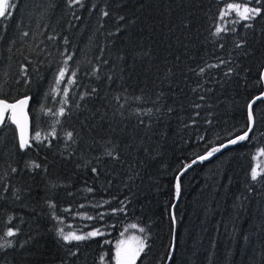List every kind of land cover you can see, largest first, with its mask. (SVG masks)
I'll list each match as a JSON object with an SVG mask.
<instances>
[{
	"label": "trees",
	"instance_id": "obj_1",
	"mask_svg": "<svg viewBox=\"0 0 264 264\" xmlns=\"http://www.w3.org/2000/svg\"><path fill=\"white\" fill-rule=\"evenodd\" d=\"M242 2L10 0L0 98L31 96L32 135L21 150L16 126L0 129V238L20 230L0 264H115L133 224L149 245L136 264H167L174 235L169 264H264V171L251 178L264 101L248 139L187 169L178 203L174 189L182 163L246 131L247 105L264 91V21L246 29L225 14ZM59 228L102 235L65 243Z\"/></svg>",
	"mask_w": 264,
	"mask_h": 264
},
{
	"label": "snow or ice",
	"instance_id": "obj_2",
	"mask_svg": "<svg viewBox=\"0 0 264 264\" xmlns=\"http://www.w3.org/2000/svg\"><path fill=\"white\" fill-rule=\"evenodd\" d=\"M70 4H80L82 5V0H69ZM10 7H14V5L9 3V0H0V17H5L6 13L8 12ZM227 10L234 11L236 15L239 17L238 20H234L233 23H239L240 21H244L243 27L246 29H252L255 26V23L258 20L264 21V0H243L242 3H232L227 5ZM109 13L104 12L103 15L107 16ZM121 20L124 19V17H120ZM228 29H221L217 28L215 35H219L221 31H227ZM231 31H235V29H231ZM24 35H27V33H24ZM67 42V41H65ZM243 43L245 42H239L236 44V47H242ZM71 57H69L70 59ZM221 63H225L223 60ZM219 65H210L209 67H218ZM200 73H203L205 71L204 68H201ZM233 72L232 68H229L228 71L225 73L226 76L230 75ZM26 75V71H25ZM65 75V69H61L59 76L62 79ZM73 76L75 73L72 74ZM59 82V81H58ZM258 85H264V70H262L259 73L258 79H257ZM67 90L65 89V92ZM95 91V90H94ZM29 97H24L23 99H17L14 103H8L5 99H0V128L6 127V122L13 124L16 126V130L18 131V146L19 149L24 150L26 148L31 147V144L29 143V136L27 135V114L25 112V108L29 103ZM137 99H140L137 97ZM201 100L204 99L203 96L200 97ZM117 100H119V97H117ZM257 101H264V91H261L259 95L255 96V98L247 105L248 114V125L246 126V131L243 132L241 135L235 136V138L229 139L226 144H221L219 147H212L210 151H207L206 155H200L197 159H193L191 163H182L178 170L177 174L174 176V189H175V195L177 198H179L181 194V177L183 176L184 172L187 171V169L191 168L194 164L197 162H203L208 160L210 157L215 155L216 153L221 152L223 148L229 147V145H235L238 142L244 141L248 139L249 132L252 131V126L255 123V116L253 112V105ZM122 106V105H121ZM196 108L201 107V105L197 104L195 105ZM168 111H171L169 109ZM51 112V110H49ZM152 110L148 109L146 113L144 114H151ZM65 113V109L63 107L60 108L58 113H54V115L63 116ZM139 114V110H138ZM196 115H199V113H196ZM143 123V121H141ZM67 138L69 140L72 139L73 133L68 132ZM34 139L40 140V133L36 132ZM264 151V150H262ZM109 156L112 155L111 152L108 153ZM31 168L37 169L40 168L39 164L32 163L30 165ZM16 168H12V172H16ZM91 171L93 173H97L96 168H92ZM251 178L253 180L257 179V172L255 169H253L251 173ZM5 191H7V188H5ZM18 189L13 192V195L16 196L17 199H19V196L17 195ZM88 191H92L91 188L88 189ZM50 207L54 208V204H50ZM173 207H175L173 205ZM117 211L116 209H113V212ZM119 211H123V209H119ZM59 219V218H56ZM88 219H91V217H88ZM172 221L175 222V215H172ZM62 222V221H61ZM132 228H136L137 225L133 224L131 225ZM19 228H16L15 230L12 227H9L7 231L3 234V237L0 239H3V242L0 243V251H7V249L14 248L16 246L15 242L12 239H5V238H12L18 235ZM139 231L141 233L145 232L144 228H140ZM98 235H102L99 229L95 231L88 232L83 235H77L75 232H65L63 228H59L56 231V236L59 240L64 241L65 243H72V242H81L86 241L91 237H96ZM132 241H134V244H131L127 247L124 246V242L121 241L117 244V250H116V264H136L137 259L140 257L142 253L147 255L146 249L149 248V245L147 243L146 237H137L133 236L130 238ZM35 240V237H30L28 240L23 241L19 244L20 248H25L26 245L33 242ZM79 249L76 251H72L69 254L71 256H76L78 254ZM174 251V249H173ZM168 259H172V252H169ZM101 264L104 260V257H100Z\"/></svg>",
	"mask_w": 264,
	"mask_h": 264
},
{
	"label": "rangeland",
	"instance_id": "obj_3",
	"mask_svg": "<svg viewBox=\"0 0 264 264\" xmlns=\"http://www.w3.org/2000/svg\"><path fill=\"white\" fill-rule=\"evenodd\" d=\"M9 3H10V0H9ZM232 11H229L227 10L225 12L226 15H229ZM254 169L256 170L257 172V176H259L260 173H262L264 171V156L262 154H258L257 156V160L255 162V166H254ZM129 231V230H127ZM72 232H75L77 235H83V234H86L88 233V231L86 232H77V231H72ZM133 236H137V237H142L139 233L136 232V229L132 228L131 227V230L129 231V233L127 234H124L123 237L117 241L115 243V253H116V250H117V244L121 241L124 242V246L127 247L131 244H134V241H132L130 238L133 237ZM115 264H116V259H115Z\"/></svg>",
	"mask_w": 264,
	"mask_h": 264
},
{
	"label": "water",
	"instance_id": "obj_4",
	"mask_svg": "<svg viewBox=\"0 0 264 264\" xmlns=\"http://www.w3.org/2000/svg\"><path fill=\"white\" fill-rule=\"evenodd\" d=\"M27 97H29L30 99H29V103H28V105L26 106V108H25V112H26V114H27V135L29 136V138L31 139V134H32V120H31V115H30V105H31V96H27ZM24 98V97H23ZM23 98H20V99H23ZM1 99V98H0ZM7 102L8 103H14L15 101H8L7 100ZM254 126V125H253ZM253 126H252V129H253ZM1 129V128H0ZM17 133H18V131H17ZM250 133V132H249ZM19 135V134H18ZM29 142H30V140H29ZM232 145H229V147H231ZM229 147H227V148H223L222 150H221V152H219V153H216L215 155H213L212 157H215V156H217V155H219V154H221L223 151H225L226 149H228ZM212 157H210V158H212ZM199 162H197L196 164H194L193 166H195V165H197ZM192 166V167H193ZM179 198H180V196H179ZM179 198H177V203H178V201H179ZM174 209H175V207H174ZM173 249H175V235H174V241H173ZM173 254H174V251L172 250V257H173ZM170 261L171 260H169L168 261V263L167 264H169L170 263Z\"/></svg>",
	"mask_w": 264,
	"mask_h": 264
}]
</instances>
